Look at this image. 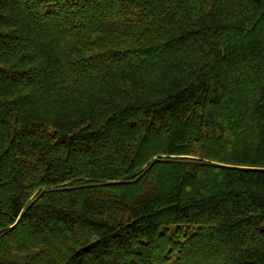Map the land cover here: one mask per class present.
<instances>
[{
  "label": "trees",
  "instance_id": "16d2710c",
  "mask_svg": "<svg viewBox=\"0 0 264 264\" xmlns=\"http://www.w3.org/2000/svg\"><path fill=\"white\" fill-rule=\"evenodd\" d=\"M0 264H264V0H0Z\"/></svg>",
  "mask_w": 264,
  "mask_h": 264
}]
</instances>
